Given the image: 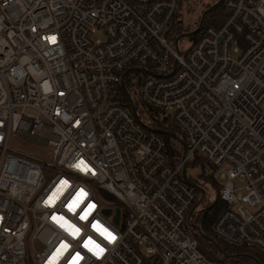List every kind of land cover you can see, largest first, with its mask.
Returning a JSON list of instances; mask_svg holds the SVG:
<instances>
[{
  "label": "built area",
  "instance_id": "2783aa9c",
  "mask_svg": "<svg viewBox=\"0 0 264 264\" xmlns=\"http://www.w3.org/2000/svg\"><path fill=\"white\" fill-rule=\"evenodd\" d=\"M224 5L228 21L178 56L165 34L180 0H0V264H29L31 234L44 249L30 264H73L77 253L76 264H218L191 227L198 191L181 174L197 155L229 167L212 239L264 259V0ZM133 68L150 73L131 72L142 74L131 91L186 144L176 167L161 129L136 119L123 93ZM12 134L51 157L10 150Z\"/></svg>",
  "mask_w": 264,
  "mask_h": 264
},
{
  "label": "trees",
  "instance_id": "16d2710c",
  "mask_svg": "<svg viewBox=\"0 0 264 264\" xmlns=\"http://www.w3.org/2000/svg\"><path fill=\"white\" fill-rule=\"evenodd\" d=\"M126 1L130 3H135L144 0H126ZM217 1L218 0L211 1V5H209L207 8L215 4ZM186 2L187 0H180L179 13L175 21L172 23V25L165 34V37L167 38L168 42L171 45H174L175 39L178 36H180L183 33L194 31L199 25L201 17L198 19V21H196V23L192 24L188 28H183L180 25L182 23L180 14L182 13L181 11L185 8ZM229 17L230 14L226 10L225 5L223 3L219 8H217L207 16L205 27L209 25L220 26L226 23ZM202 34L203 31L191 38H188V40L190 41V46L195 44L200 39ZM173 63H174V58L172 59V64ZM147 67L149 69L154 68L152 65H148ZM134 77L140 80L142 74L131 73L130 75H128L126 79V86L133 95L138 113L142 117L144 123L153 129H161L176 133L179 137L182 138L178 129L174 127L172 123L169 122L168 116L157 110H153V109L146 110V108L142 105V103H140V101L136 98V96L130 89V82ZM163 138L165 139L170 151L171 164L172 166L176 167L182 161L183 147L177 140L171 137L163 135ZM209 166L210 168H208ZM186 167H187L188 177L193 183L199 185L201 188L204 189L205 192L207 191V188H209V185H211V188L217 191L218 194V200L213 204L214 206L210 208L213 209L211 214L208 212L210 209L204 210L200 208L201 203L200 205H198L196 209L195 216L193 218V223L197 225L199 228V232L195 234L198 239L199 251L209 261L218 264H222L227 261H231L234 264H254V260L251 257H254L259 263L263 264L264 259L262 255L258 253L256 250L247 247H239V248L229 247L224 245L223 243L217 242L221 247V251H220L215 247V245L211 244L209 241L205 239V237L213 238L212 226L215 223L218 216L227 209L226 204L221 200L220 197V192L223 185H220L214 179L213 176V174H215L214 167L216 166H214L213 163H211L209 160H207L205 157L201 155H197L194 158L188 160L186 162ZM200 196L201 194L198 192L197 202L199 201Z\"/></svg>",
  "mask_w": 264,
  "mask_h": 264
},
{
  "label": "rangeland",
  "instance_id": "374dc122",
  "mask_svg": "<svg viewBox=\"0 0 264 264\" xmlns=\"http://www.w3.org/2000/svg\"><path fill=\"white\" fill-rule=\"evenodd\" d=\"M211 1L213 0H187L185 3V8L181 11L180 14L182 23L180 24L183 28H188L192 24L196 23L198 19L202 16V13L205 11L209 5H211ZM208 9V8H207ZM98 38H103V36L100 34L98 35ZM179 48L181 51H185L187 48L190 47V41L188 39H182L179 42ZM262 110L264 112V103L262 105ZM20 111V110H18ZM31 113H34L33 111H30ZM41 120L45 122L44 118L41 117ZM8 148L14 152H19L22 154H25L27 156L37 158L43 161H48L49 158L52 155L53 149L49 146H45L41 144L40 142H37L33 138L28 137H22L15 134H12ZM210 168V166L208 167ZM229 169L228 165L225 164L223 167H214L215 174H213L214 179L217 183L220 185H223L224 181L220 178V175L222 173H226ZM210 171V170H209ZM244 184L237 181L235 182V187L240 188L243 187ZM243 193L242 191H238L237 194ZM105 196H102L103 200L107 202H115L116 199L110 196L108 193H104ZM110 200H109V199ZM202 196L199 197V201H201ZM205 199V200H204ZM200 203V208L206 210L213 207L214 203L218 200V194L217 191H215L213 188H211V185H209V188H207L205 198ZM246 207L252 212L255 213L257 211V207H250L249 205H246ZM213 209H210L208 212L211 214ZM124 209L121 216V224H124ZM44 249V246L41 244L39 240L33 239V235L31 234L28 242H27V250L28 255L27 259L29 261V264L31 263V259L35 260L37 253L42 252Z\"/></svg>",
  "mask_w": 264,
  "mask_h": 264
},
{
  "label": "water",
  "instance_id": "95a60500",
  "mask_svg": "<svg viewBox=\"0 0 264 264\" xmlns=\"http://www.w3.org/2000/svg\"><path fill=\"white\" fill-rule=\"evenodd\" d=\"M224 3V0H218L215 4H213L212 6H210L208 9H206L203 13H202V16L200 18V22H199V25L198 27L194 30V31H191V32H187V33H183L181 34L180 36H178L176 39H175V42H174V46L176 48V51H177V55L180 56L181 55V52H180V49H179V42L182 40V39H188V38H191L195 35H197L198 33H200L204 27H205V24H206V18L209 14H211L214 10H216L217 8H219L222 4ZM177 66H178V61L176 60L175 61V64H174V67H173V71L171 73V75H173L176 70H177ZM131 72H143V73H146V74H149L150 72L148 70H146L145 68H133V69H129L122 77V82H121V86H122V90H123V93L131 107V110H132V113L133 115L136 117V119H139V116L137 114V109L135 107V104H134V101H133V98L131 97L129 91L127 90L126 88V85H125V77L131 73ZM157 133L161 134V135H165V136H168V137H171L175 140H177L183 147V158L185 159L186 158V154H187V148H186V144L185 142L183 141L182 138H180L176 133H173V132H169V131H166V130H156ZM182 179L184 180V182L186 184H188L189 186H191L192 188L196 189L202 196V199L201 201L205 198V194L206 192L204 191L203 188H201L199 185L193 183L189 177H188V173H187V167H186V164H184L183 166V169H182ZM199 201V203L201 202ZM197 207V206H196ZM196 207L192 210V214H191V218H194L195 216V210H196ZM104 213L106 215H110L111 213V210H105ZM120 215H121V209L120 208H117L116 209V215H115V218H114V221L116 224H118L120 222ZM191 227L199 232V228L197 225L195 224H191ZM205 239L207 241H209L211 244L215 245V247L221 251V247L210 237H205ZM257 263V262H256Z\"/></svg>",
  "mask_w": 264,
  "mask_h": 264
},
{
  "label": "snow or ice",
  "instance_id": "6c2138e0",
  "mask_svg": "<svg viewBox=\"0 0 264 264\" xmlns=\"http://www.w3.org/2000/svg\"><path fill=\"white\" fill-rule=\"evenodd\" d=\"M50 39L53 40V41H55V37H51ZM65 183H66V182H65ZM73 203L76 204L77 202L74 201ZM92 207H94V205H93ZM69 208H70V210H72V211L75 210L74 207H73V205H69ZM84 218H85L84 216L81 217V219H84ZM54 219H56V217H54ZM60 219H63V218L61 217ZM62 226H63V225H62ZM68 227H69L70 230H71V229H74V231L71 232V234H72L73 236L77 235V234L79 233V231H80L78 228H75L74 225H69ZM93 227H94V228H97L98 231H101V234H102V235H105L106 238L109 239L110 241L115 239V236H114L112 233L108 232L107 229H101V228H99L97 225H93ZM89 243H94V242L89 241ZM61 247L64 248V249H67L68 245H67V244H64V245H62ZM84 247H88V243H85ZM96 248L99 249V251L96 253L97 255H99V253H102V252L104 251V249H103V248H100L99 245H96ZM90 250H91V249H90ZM59 254H60V250L58 249V250H57V255H59ZM79 258H80V257H79V253H77V254H76V257L73 259V264H76V261H77V259H79Z\"/></svg>",
  "mask_w": 264,
  "mask_h": 264
}]
</instances>
